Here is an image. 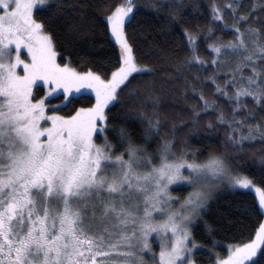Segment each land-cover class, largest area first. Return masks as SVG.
I'll return each instance as SVG.
<instances>
[{
    "label": "snow or ice",
    "instance_id": "6c2138e0",
    "mask_svg": "<svg viewBox=\"0 0 264 264\" xmlns=\"http://www.w3.org/2000/svg\"><path fill=\"white\" fill-rule=\"evenodd\" d=\"M142 6L186 49H160L158 63L169 67L137 50ZM185 7L103 0L95 22L118 48L115 63L81 71L90 58L77 65L65 57L50 24L83 17V6L0 0V264H198L206 246L194 227L223 193L238 191L255 193L258 218L230 223L237 231L224 252L216 251L225 247L216 225L203 220L211 264H264V178L238 159L246 146L264 145V0H210L206 26L189 25ZM48 9V20L38 18ZM168 85L180 86L173 114H165V97L175 93ZM221 128L217 150L210 141ZM193 136L208 143L193 146ZM258 159L264 164V152Z\"/></svg>",
    "mask_w": 264,
    "mask_h": 264
},
{
    "label": "trees",
    "instance_id": "16d2710c",
    "mask_svg": "<svg viewBox=\"0 0 264 264\" xmlns=\"http://www.w3.org/2000/svg\"><path fill=\"white\" fill-rule=\"evenodd\" d=\"M59 2V0H57ZM103 0H64L65 8H71L73 5L77 7L83 6L86 15L81 17L78 14H70L63 17L61 21H53L50 24V29L56 35V41L58 44V51H62L65 57L71 55L72 59L80 64L78 57L82 55H87L90 59L89 62L80 65V70L84 71L88 68H92L95 71H101V64L107 66V70L111 71V66L108 65L109 61L115 63L116 55L118 53V48L114 45V42L110 40L106 35L103 34L102 24L98 21L102 13L100 11V6ZM186 5L184 11L190 15L186 17L187 23L189 25L200 24L206 26L209 22V4L210 0H183ZM249 0H244V3H248ZM143 4V0H142ZM53 9H48L46 13H42L38 18L48 20L51 16ZM255 14V13H254ZM163 15V14H161ZM142 27H138L133 35L134 42L137 46V50L142 54L141 58L148 62L156 63L158 67L164 68L169 67L167 64L161 65L158 63L159 52L161 48L169 49L174 51L180 56L185 54V48H177L173 41L179 42L177 35H167V23L160 18H158L152 11L141 7L140 14L136 17ZM67 20L69 23L77 25L79 31L70 34L67 30V24L63 23ZM215 35H221L220 32H216ZM224 39L227 40L232 36L231 31H226L223 33ZM207 41L204 40L203 36L200 37V51L201 54L207 58H211L212 52L206 47ZM73 44L75 46H73ZM66 50V51H65ZM157 53L156 56H144V53L149 52ZM174 57H169L173 59ZM206 74V73H204ZM167 87H175V93L170 92L168 96L165 97V114H173V105L175 99H179V85H168ZM211 91V88L206 89ZM223 101V98H220ZM247 102L251 106V98H246ZM87 98H81L77 101V106L80 104H86ZM225 107L227 105L225 104ZM214 118V114H213ZM209 119L208 116H202L201 123ZM137 124L139 122H136ZM185 131H187L185 129ZM200 136H209L207 131H201ZM224 129L219 130V134L213 133L211 136L212 148L219 150L220 141L224 137ZM189 143L193 146H201L202 144H207L208 142L198 141L195 136H193ZM155 147V144H152ZM209 147L204 146L203 151L207 153ZM246 154L238 157L239 160L244 162V168L249 176L254 177L257 181L264 178V164L259 162V155L264 152V145L259 143H254L252 145L246 146ZM188 189H183L181 191L176 188L174 191L178 192L181 196L187 192ZM254 194L252 192L245 193L243 191H238L236 193H223L219 200L212 203L211 207L208 209L203 220L209 223L215 224L218 231L214 233L215 239L223 242L224 248H217L216 251L224 252L226 251L227 243L233 242L232 236L236 232V229L229 228L230 223H234L237 219H250L255 222L258 218L257 208L252 205ZM245 202H247V207H245ZM239 206V207H237ZM231 211V215H225V213ZM240 213H244L241 216ZM259 218H263L260 216ZM203 220L194 227V236L197 241H200L202 247L197 253L198 264H211L210 258V246L212 237H210L205 231Z\"/></svg>",
    "mask_w": 264,
    "mask_h": 264
},
{
    "label": "rangeland",
    "instance_id": "374dc122",
    "mask_svg": "<svg viewBox=\"0 0 264 264\" xmlns=\"http://www.w3.org/2000/svg\"><path fill=\"white\" fill-rule=\"evenodd\" d=\"M175 189H176V188H175ZM175 189H174V190H175ZM187 191H188V190H187ZM174 192H176V191H174ZM252 193L255 195V193H254V192H252ZM262 219H264V216H263V218H262Z\"/></svg>",
    "mask_w": 264,
    "mask_h": 264
}]
</instances>
